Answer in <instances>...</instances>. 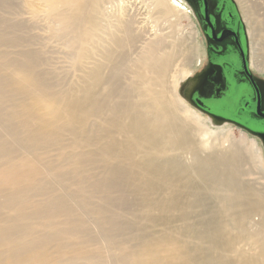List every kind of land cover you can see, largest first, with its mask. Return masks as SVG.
I'll use <instances>...</instances> for the list:
<instances>
[{"label": "bare ground", "instance_id": "1", "mask_svg": "<svg viewBox=\"0 0 264 264\" xmlns=\"http://www.w3.org/2000/svg\"><path fill=\"white\" fill-rule=\"evenodd\" d=\"M238 1L252 67L264 72L255 40L264 36V0ZM134 2L0 0V264L264 262V214L254 235L224 229L264 206V184L254 175L244 181L242 143L260 158L261 148L243 134V142L223 136L171 101L173 55ZM150 2L164 21L185 11L178 0ZM55 42L70 63L50 55ZM91 189L132 194L145 216L130 226L150 231L133 234L131 247L112 238L108 196ZM166 208H180L191 224L174 227L171 240L159 221ZM246 246L256 249L254 259Z\"/></svg>", "mask_w": 264, "mask_h": 264}, {"label": "rangeland", "instance_id": "2", "mask_svg": "<svg viewBox=\"0 0 264 264\" xmlns=\"http://www.w3.org/2000/svg\"><path fill=\"white\" fill-rule=\"evenodd\" d=\"M132 1L134 2V0H132ZM178 1L183 5V7L185 8V11L184 12L183 11L182 12L179 11L177 13H174V15L172 16L173 18L172 17H170L171 19L170 18H166L165 21H164V19H162V18H160L159 16L156 15L157 11H155V9L153 8V5L150 2V0H135V2L133 3V7H134V9L136 8L135 9L136 12L137 13H140L139 14V15H141L140 17L143 18V19H145V25L147 26L148 30L150 29L149 31L151 32V34L154 33V32L159 33L158 35H160L161 37L164 38V41L162 43V47L165 46V48L171 49L170 52L168 51L169 49L167 50L168 53H170L171 55H173V59H172V62L173 63H171L172 68L171 69L169 68V71H168L169 74H168V78H167L168 79V82H169L168 83L169 88H171L170 89V92H168L169 93L168 96L171 99V101L172 100L173 101H176V100L179 101L181 104H183L184 106H186L187 108H189V110L195 112L197 115H199L201 118H203L207 122V125H208L209 128H211L213 130H225L223 132V136H230L234 141L236 140V142L239 141V140L241 142H243L241 140V138L239 139L240 134H243L247 138H250V139L255 140L259 144V146L261 148L262 158H260L254 151H252L249 148V144L248 143H242L243 145L245 144V147H244L245 150H243V153H244L245 156L248 157L247 158L248 163L246 162L245 165H244V170L246 172L243 171V172H245L244 175L245 174H247V175H245L246 177L245 176H242V179L245 177L244 181H250L251 178H252L251 176L254 175V177L252 178V180H255L256 179L255 177L257 176V179L258 178L260 179L259 182L261 184H264V179H263L264 178V146H262L261 143L256 138L249 136L243 130H241V129L235 127V126H233L232 124H228V123H225V122L220 121V120H214V119H212L210 116L205 115L204 113H202L201 111H199L197 108H195L190 103V97L192 95V91H193L195 85L198 83L200 77L203 74V66H202V64H203V59H204V55L203 54L205 53L204 52L205 51L204 50V39H203L202 33L200 32V29H199L198 24L196 22V18L194 16V12H193L190 4L186 0H178ZM140 2L142 3V5H140L141 4ZM234 2H235V4L238 7L239 13L241 15V19L243 20L244 25L246 27V31H247V33L249 35V45H250L249 46V51H250V58H251V37H250L249 31H248V27H247V24L245 22L243 13L241 11V6H240L239 1L238 0H234ZM147 6H148V8H147ZM138 10H139V12H138ZM150 10H152V11H150ZM153 11H154V14H153ZM142 15H143V17H142ZM253 18H256V17H253ZM176 19H177V21H176ZM171 20H172V22H171ZM257 20H258V23H260L262 21L260 18H258ZM151 21H153V22L151 23ZM158 21H160V22H158ZM154 22L157 23L158 27H157V25ZM151 24L154 25V27ZM169 30H170V32H169ZM165 32H166L167 35L165 34ZM168 33H170L169 34L170 36H168ZM166 36H167V38H166ZM256 38H255L256 41H259L260 40V42L262 43L261 44L262 45V52L264 53V44H263L264 43V41H263L264 40V36H263V38L260 37V39L257 36H256ZM57 43L58 42H55L52 45V48L53 49L50 50L51 51V54L50 55L51 56L54 55L53 57H55V56L58 57V55L61 53L58 58L56 57V60H58V61H67V62L70 63V61L68 60V58H64V56L66 57V54L65 53H67V52H65L66 50H64L65 48L64 47L61 48L60 44L59 43L57 44ZM169 44H171V45H169ZM170 46L171 47L174 46V47L171 48ZM55 48H57V49H63L64 51L59 50V53H58V50L55 49ZM175 48H176V50H175ZM10 49H12V48H10ZM23 50L24 49H20V51H23ZM177 51H179V52H177ZM180 52H182V53H180ZM176 56H179V57L177 58ZM60 57L62 59L64 58V60H62ZM199 59H201L200 60L201 61V65L198 63L199 62ZM60 63L63 66L65 64H67L66 62H65V64H64V62L63 63L60 62ZM251 64H252V60H251ZM67 65H65V66L67 67ZM172 71L175 72V73H173ZM256 72L261 77H263V79H264V72H258L257 70H256ZM173 75H174V77H173ZM172 78H173V83H172ZM171 95H173L175 99H172L173 97ZM228 132H229V134H227ZM244 142H246V141H244ZM246 150L247 151L250 150L251 152H247ZM252 152H253L254 155H252ZM250 158H251V160L253 162H251V160H249ZM251 165H252V167H253L254 170L251 168ZM88 168H90V166ZM257 172H258V174H257ZM259 175H260V177H259ZM249 178H250V180H249ZM89 183H91V182L89 181ZM92 190L95 193L94 196H96V197H99L100 196L99 198L106 199L107 196H108V198H109V200H108V198L106 199L107 201H110L106 205L109 208V210H110V213L108 214L107 221H113L112 222L113 223V227L112 228H113V230L115 232H111L109 234L110 236H112V238H113V236L115 234L118 242H120V243L121 242L126 243L124 246H130V243L131 242L128 243V241L131 240L132 241L131 244L134 245V243H136V241L133 240V239H135L136 237L138 238L140 236H141L140 238H142V237H144V234H147L150 231V228H148L146 225L143 226L144 223L143 224H140L141 228L137 227L136 225L130 226L131 224H134L135 222L144 220V216H145V214H144L145 212L143 210H141L140 209V206L137 205L138 203H135V201L133 200L134 198H133V195L132 194H129V196L130 195L131 196L130 197L129 196L127 197L123 193H120L121 195H123V197H122L121 195H119V193H116L118 195V197H119V199H118L117 195L114 194V193L111 194V192L100 191L99 189H97V190L91 189V191ZM103 190H105V189H103ZM98 194H99V196H97ZM101 194H103V195L105 194V195L103 196ZM108 194L110 195V197H109ZM113 195L116 196V197H114ZM128 199H129V204L127 205V203H128L127 200ZM117 200H119V201H117ZM176 209L177 208H172V209H167L165 211H162V214H161V217H160L161 219L159 220V221L162 222L161 232L164 233L163 235L166 236L167 238H169V240H171V237H172V234H173V231L172 230L175 229L174 227H177L178 226L179 229L183 230L186 226H187V228L191 226V224H189V223L184 225V221H186V214L184 213V211L183 210L180 211V208H178L177 210ZM172 211H173V213L175 215L172 213ZM87 212H88V210H87ZM263 214H264V206L258 207L256 209L252 210L251 213L249 214V216L247 217L248 219H246L247 221L244 220L242 222L243 228H242V224H240V225H234V223H232V221H225L224 222V225H225V228L224 229H226L225 230V234L228 235V236H231V237L232 236L233 237H236L235 236L236 233H238L237 236H240V234H242L243 231H244V233H246V231H247L246 234H249L250 231L251 232H254V233L256 232V230L260 231V228L261 227H259L260 226L259 223L261 222L260 219H261V216ZM118 218H119V220H118ZM105 219H104V221H105ZM128 223H129V225H128ZM129 226H130V228H129ZM135 226H136V229H135ZM124 228H126V229H124ZM230 228L231 229L234 228V230L233 229L231 230ZM242 229H244V230H242ZM144 230H146V231H144ZM142 231H144L143 232L144 234L140 235L142 233ZM184 231H185V234L183 233L184 236L186 235V237H188V236L191 235L188 231H186V230H184ZM130 232H131V235H129ZM234 232H236V233H234ZM133 234H135L136 237H134ZM251 234L254 235L253 233H251ZM251 234H249V235H251ZM118 235H120V236H118ZM244 235L245 234H243V236ZM131 236L134 237V238H132ZM126 240H128V241H126ZM133 245H131V246H133ZM245 251H247V252H245L246 253V256L249 255L248 257H252V259H254L253 257H255L256 254H257L256 253V249L254 247L252 248L250 246H246V250ZM247 253H249V254L247 255ZM253 254L255 256H252ZM162 260L166 261V259H165L164 256L162 257ZM262 264H264V262Z\"/></svg>", "mask_w": 264, "mask_h": 264}, {"label": "flooded vegetation", "instance_id": "3", "mask_svg": "<svg viewBox=\"0 0 264 264\" xmlns=\"http://www.w3.org/2000/svg\"><path fill=\"white\" fill-rule=\"evenodd\" d=\"M204 39L203 74L190 103L264 146V79L252 67L249 35L234 0H186Z\"/></svg>", "mask_w": 264, "mask_h": 264}, {"label": "water", "instance_id": "4", "mask_svg": "<svg viewBox=\"0 0 264 264\" xmlns=\"http://www.w3.org/2000/svg\"><path fill=\"white\" fill-rule=\"evenodd\" d=\"M189 3V2H188ZM191 6V5H190Z\"/></svg>", "mask_w": 264, "mask_h": 264}]
</instances>
